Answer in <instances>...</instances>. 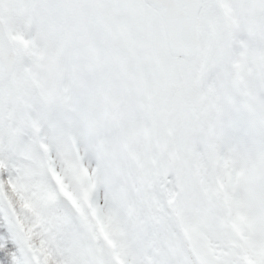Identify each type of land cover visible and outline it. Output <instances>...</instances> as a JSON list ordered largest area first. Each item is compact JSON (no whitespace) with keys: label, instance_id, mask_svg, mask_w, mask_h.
<instances>
[{"label":"snow or ice","instance_id":"6c2138e0","mask_svg":"<svg viewBox=\"0 0 264 264\" xmlns=\"http://www.w3.org/2000/svg\"><path fill=\"white\" fill-rule=\"evenodd\" d=\"M0 264H264V0H0Z\"/></svg>","mask_w":264,"mask_h":264}]
</instances>
